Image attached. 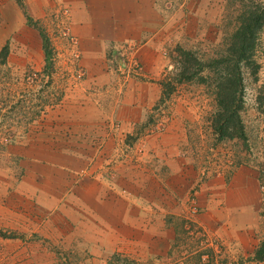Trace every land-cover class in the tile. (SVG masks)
<instances>
[{"label":"rangeland","instance_id":"374dc122","mask_svg":"<svg viewBox=\"0 0 264 264\" xmlns=\"http://www.w3.org/2000/svg\"><path fill=\"white\" fill-rule=\"evenodd\" d=\"M103 2L0 0V264H264V0H156L151 30L135 19L108 29ZM248 16L260 27L240 67L241 128L219 139L226 66L215 61ZM241 166L256 173L259 203L235 208L229 246L202 223L196 196ZM144 211L157 226L137 218ZM163 221L173 260L146 254ZM114 231L120 249L92 260Z\"/></svg>","mask_w":264,"mask_h":264},{"label":"crops","instance_id":"0c3cea01","mask_svg":"<svg viewBox=\"0 0 264 264\" xmlns=\"http://www.w3.org/2000/svg\"><path fill=\"white\" fill-rule=\"evenodd\" d=\"M155 3L156 0H104L102 3L104 6L102 9L103 12L101 14H104V18L107 22L106 27L110 30L131 28V23H127L126 26H120V23L122 21H133V19H135V23L138 24L137 28H141V30H151L153 28V21L155 20L156 22L160 18L155 17V15L159 14L156 11L157 6L154 8ZM116 6L118 8H116ZM156 28L157 26L155 25V29ZM100 34L102 35V33ZM228 178L229 176L226 178L221 177L210 179L208 182L201 185L196 197L197 202L200 201V204H204V212L202 211V215L200 217L202 223L205 224L204 226L208 229L210 227V229H212L215 233L218 230H221V233L225 235L227 245L230 246V244H234L235 242V210L240 208L237 210L238 213L242 215L255 213L258 208L259 195L257 190L256 173L250 171V169L241 166L237 172L232 174L229 179ZM189 179L191 186V178ZM185 190H187L186 187ZM219 198L223 204L215 207L214 202L215 200L219 201ZM170 212H168L169 215L171 214ZM161 214L162 213L158 215ZM157 217V215L147 211L141 212V215H137V218L146 220L147 228L157 226L159 220ZM241 220V228L244 230H251L250 225L245 226L243 218ZM164 222L165 221H163V224L159 223L160 227L163 226V238L158 236L156 233L147 232V241L145 245L147 248L146 254L153 258H158V255L164 260L170 254L168 260H173L174 256L170 250L172 244L170 240L173 239L171 226H167ZM155 229L156 228L154 227V230ZM109 235L110 237L106 242H99L100 244L107 245L106 252L104 251L101 253L94 251V255L91 257L92 260L96 259L97 255L103 256L105 260L106 258L104 253L111 255L120 249L117 236L118 232H109ZM137 245L138 244H136V246ZM139 246L142 248V243H140ZM85 248H87V246H85ZM161 249L162 255H160ZM185 259L186 258H184V260Z\"/></svg>","mask_w":264,"mask_h":264},{"label":"trees","instance_id":"16d2710c","mask_svg":"<svg viewBox=\"0 0 264 264\" xmlns=\"http://www.w3.org/2000/svg\"><path fill=\"white\" fill-rule=\"evenodd\" d=\"M242 25L234 35V40L232 42V48L229 50V58H222L215 61V65L226 66L223 69L224 74H220L217 81V107L218 115L214 119V129L218 138L233 137L236 133V129L241 128L240 119L238 116L239 109L242 107V98H241V72L240 67L244 63L251 65L252 61V47L254 42L255 33L260 27V20L254 16L244 18L241 22ZM43 38V51L45 55V61L49 67L51 59V51L47 38L42 34ZM184 57L186 62L193 61L196 63L200 69L202 64L197 61L193 54L188 52H180ZM232 59L233 66L230 69ZM188 60V61H187ZM186 70V68H184ZM256 70V67H255ZM200 71V70H199ZM223 75V76H222ZM191 78V77H190ZM188 78V79H190ZM233 129L234 134L229 133V130ZM256 258L260 259L264 257V242L260 244L258 249L255 252Z\"/></svg>","mask_w":264,"mask_h":264},{"label":"built area","instance_id":"2783aa9c","mask_svg":"<svg viewBox=\"0 0 264 264\" xmlns=\"http://www.w3.org/2000/svg\"><path fill=\"white\" fill-rule=\"evenodd\" d=\"M260 195L262 196V201H264V182L259 186Z\"/></svg>","mask_w":264,"mask_h":264}]
</instances>
